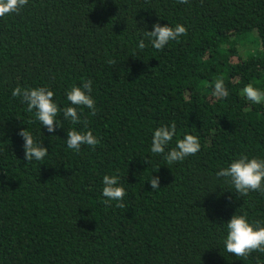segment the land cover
<instances>
[{
	"label": "trees",
	"instance_id": "obj_1",
	"mask_svg": "<svg viewBox=\"0 0 264 264\" xmlns=\"http://www.w3.org/2000/svg\"><path fill=\"white\" fill-rule=\"evenodd\" d=\"M156 23L187 35L157 50L144 35ZM220 76L226 99L212 94ZM86 80L97 112L78 109L85 127L63 109ZM249 83L264 91V0H29L0 18V264H264L223 243L235 213L264 226V194L241 197L216 176L240 155L264 159V102L241 94ZM17 86L54 92V133L12 96ZM173 121L165 153L185 134L201 148L170 165L150 148ZM26 129L43 160L24 159ZM73 129L100 143L68 149ZM105 175L119 177L124 208L104 203Z\"/></svg>",
	"mask_w": 264,
	"mask_h": 264
},
{
	"label": "clouds",
	"instance_id": "obj_2",
	"mask_svg": "<svg viewBox=\"0 0 264 264\" xmlns=\"http://www.w3.org/2000/svg\"><path fill=\"white\" fill-rule=\"evenodd\" d=\"M180 4H187L189 0H177ZM29 0H0V18L12 14H18ZM144 35L149 38L153 48L162 50L169 42L177 41L180 36L187 35V29L183 25L177 24L174 28L168 25L161 26L159 23L152 25V31H145ZM147 45L141 40L139 49H144ZM109 64L115 61L109 60ZM92 81L86 80L82 87L73 86L66 93L67 100L72 107L63 109V117L72 124L83 122L85 127L87 119L81 121L79 108H87L90 115L95 116L97 112L96 101L92 98ZM213 96L226 99L229 95L225 87L223 76L218 77L214 82ZM241 94L253 104L264 102V91L247 84ZM54 92L48 87L21 88L17 86L12 91L13 97H20L27 105V111L35 109V116L48 133H54L60 127L57 116L61 109L54 102ZM23 139L24 159L28 162L32 160L41 161L48 155V149L41 146L40 142L34 140L32 134L26 129L17 133ZM176 135V124L173 121L170 126H160L155 129L152 135L150 151L153 154H163L168 164L182 162L188 156L196 155L201 148L200 140L197 136L185 134L182 139L176 141L175 147L165 153L166 147ZM100 143V140L88 131H77L75 129L67 132L66 145L68 149L79 152L82 145H88L93 150ZM218 178L223 177L225 182L230 183L239 196H247L250 192L264 194V159L249 158L247 155H240L233 160L227 168H222L216 173ZM102 196L104 203L111 206L112 201H116V207L124 208L122 203L127 195L123 186L119 184L117 175H105L103 177ZM153 191L160 188L159 177H151L148 181ZM226 227V238L223 243L226 252L241 259L253 252L264 253V226L260 221L249 222L247 213L232 215L230 220L224 224Z\"/></svg>",
	"mask_w": 264,
	"mask_h": 264
}]
</instances>
